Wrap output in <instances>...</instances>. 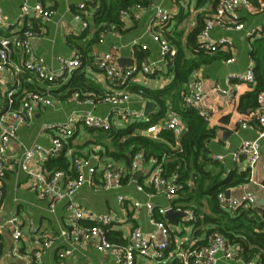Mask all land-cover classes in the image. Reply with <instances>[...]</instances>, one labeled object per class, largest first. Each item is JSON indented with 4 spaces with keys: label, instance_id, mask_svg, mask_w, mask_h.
Masks as SVG:
<instances>
[{
    "label": "built area",
    "instance_id": "1",
    "mask_svg": "<svg viewBox=\"0 0 264 264\" xmlns=\"http://www.w3.org/2000/svg\"><path fill=\"white\" fill-rule=\"evenodd\" d=\"M96 3L97 0L79 1L74 19L82 23V28H88V23L84 21L83 16ZM240 6L248 13L255 12L250 0H218L213 16L206 20L205 26L199 34L198 51L211 54L219 51H233V43L229 38L215 39L211 36V31L217 27L223 30H243L244 26L238 15ZM142 10L143 7L139 4L122 10L119 18L123 26L136 21ZM151 10L153 17L146 29V34L150 35L153 42L157 43L159 47L157 61L119 68L113 54L97 56L93 65L115 88L100 94H80L74 91L70 94H60L59 92L57 95L54 91L64 87L71 74L80 67V60L76 53L71 58L58 56L56 61L59 68L53 70L46 65L41 56L36 54L34 42L45 34V25L52 20L54 11L39 2L30 4L29 0H22L16 18L10 20L4 14L2 0H0V86L2 87L0 90V210L3 199V178L15 166L27 176V185L31 191L36 193L37 199L48 202L47 211L58 223L56 212L58 203L63 202L68 211L65 226L59 225L55 234L29 224L27 229L29 249L25 252H22L20 248L23 233L18 217L10 216L4 225L0 226V231L6 225L11 228L12 247L9 254L13 258L23 261L24 264H41L43 255L57 245L61 246L56 250L57 264H68L69 260L74 259L78 254L82 255L89 246L96 252L111 257L113 264H138V262L166 264L174 259L182 264H218L220 261L234 260L237 256L240 260L239 249L236 246L227 245L223 236L216 232L209 236L206 246L196 247V241L192 239L191 242L184 240L181 245L171 247L170 227L164 220L156 219L155 215H165L172 210V207L170 205L162 207L154 203L152 198L154 195L160 194L166 200H172L179 186L176 184L175 177H163L161 162L155 159L144 162L145 158L142 152L133 156L129 168L108 158L102 161L99 155H95L93 158L74 157L70 173L60 169L47 171L43 167L44 161L60 155L67 140L80 125L92 131L108 132L112 129H119L123 124H136L138 121L140 123L149 122V118L143 113L132 110L133 100L128 86L137 77L152 78L157 76L161 68L170 66L177 54L176 49L170 45L165 35L171 14L160 5L152 6ZM263 31L264 23L246 33V36L259 37ZM107 33L118 35L119 30L115 25H111L99 36V42H102L103 36ZM136 43L137 41L133 42V45ZM140 49L146 51L147 47L141 45ZM225 62L231 64L234 62V58H228ZM5 72H8L14 81L18 76L28 74L27 76L35 78L36 81L47 87L35 91H18L16 88L4 87L3 73ZM232 81H239L247 85L253 84L252 67H248L244 73L229 74L226 83L230 84ZM15 84L18 88L19 83L16 81ZM16 94H19L17 107L14 105ZM136 95L139 101H144L141 92ZM204 97L200 70H193L187 90L182 96V104L187 109L197 111L201 118L209 122L208 113L200 109ZM258 101L260 108L254 116L261 127L256 139L244 141L236 151L229 154L214 155L212 156L213 160L223 163L226 158L233 162L243 159L248 165V169L254 168L259 162L260 140L264 138V93L258 96ZM64 103L86 105L90 110H74L63 122L43 124L41 133L46 131L53 133L48 148H43L38 144L25 146L17 141L18 131L31 122L38 109L61 108ZM100 104L111 106V111L107 116H98L92 112L91 109ZM240 126L242 129L252 128L245 121H241ZM164 131L171 132L175 137H180L184 133L185 125L175 112L169 111L166 117L146 127L142 134L150 138H157ZM13 141H17L22 151L16 160H11L8 156L9 145ZM143 164L151 167L150 172L146 182L136 186V191L142 193L146 200L140 202L124 194H119L117 202L123 210L126 207L135 211L146 210L149 214V223L155 229L153 233L143 232L137 226H126V223L115 215L94 213L81 207L75 200L76 193L84 185L90 186L95 191H118L122 187L123 179L134 175ZM148 186L152 188L153 192L145 190V187ZM260 187L264 189V184H261ZM217 200L221 207L230 212L258 207V198L251 192H247L239 198L227 197L225 193H220ZM176 210L181 211L180 209ZM182 212L185 213L183 222L190 224L192 228L195 221L194 212L192 210ZM125 226L126 236L123 243L109 240L110 230L117 227H121L123 230ZM112 227L114 228L112 229ZM253 260L244 261L243 264H254Z\"/></svg>",
    "mask_w": 264,
    "mask_h": 264
},
{
    "label": "crops",
    "instance_id": "2",
    "mask_svg": "<svg viewBox=\"0 0 264 264\" xmlns=\"http://www.w3.org/2000/svg\"><path fill=\"white\" fill-rule=\"evenodd\" d=\"M79 1L80 0H29L30 4L39 2L46 8L54 11L52 20L45 25V34L34 42L36 54L41 56L46 65L53 70H58L59 68L56 61L58 56L65 58L74 57L75 53L78 52L76 44L80 45L87 42L93 36V33H95L92 23L93 10L88 9L83 16V19L88 23L89 34L84 38H79L84 31L82 23L74 19V16L78 11L77 5L79 4ZM213 1L214 0H150L149 5H142L143 10L136 21L123 26L124 28L119 30L118 35L110 33L105 34L102 38V42L98 41L93 46L91 54H93L95 58L97 56H102L103 54L111 53L115 57V62L119 68H128L134 64L141 65L147 62H155L159 59V47L157 43L153 42L151 36L146 34V29L153 17L151 7L160 5L171 14V20L167 25L165 35L170 39L172 35L182 32V42L184 43L187 35L196 27L197 18L200 14H204L205 19L213 16L217 5L216 3L215 7H213ZM250 2L255 8L254 13H248L242 6L238 9L240 22L244 26L243 30H223L217 27L211 31V36L215 39L221 37L229 38L233 43V51H219L213 54L206 53L209 54L210 57H215L216 59L212 63L203 65L198 69L200 70L205 94L200 109L208 113L210 117L208 125L217 129L216 138L211 146L212 156L229 154L236 151L244 141L256 139L261 127L256 118L251 119L257 111L248 115H243L237 111V104L240 97L251 91L253 84L247 85L239 81H232L230 84L226 83L229 74L233 72L244 73L250 66L253 69L254 61L250 55L252 43L255 39H264V37H262L264 31L259 37L252 38L246 36V33L256 29L264 23V0H255V2L250 0ZM21 4L22 0H2L4 14L8 19L14 20L16 18ZM135 41H137V43L133 45V42ZM141 45L146 46L147 50L141 51ZM223 55L228 57L221 58ZM231 57L234 58V62L227 64L225 62L226 59ZM118 60H122L121 65H119ZM85 71L88 79H90L95 85L93 93L100 94L107 90L109 91V89L115 88L114 85L109 83L97 69L93 70L88 68L87 70L85 69ZM173 74L174 73L167 68H161L155 77L135 78L128 86V91L133 100L131 103L132 110L144 114L145 103L152 101L144 99V101L141 102L137 99L136 94H138L141 89H147L150 91L164 90L172 83L174 79ZM27 75L28 74H22L14 81L8 72L3 73V78L5 79L4 87L16 88L18 91H33L27 89L26 84H30L29 87H34V91L43 90L47 87L45 84L38 82L35 78ZM16 81L19 83L18 88L15 84ZM189 81L190 77L187 83L183 85L181 99L184 92L187 90ZM1 89L2 87L0 86V90ZM135 89H139V92L137 93ZM59 92L60 94L66 93L60 89L56 90V92L54 91L56 94ZM155 109L156 105L151 112L147 115L144 114L149 118V121V116L155 111ZM74 110H90V108L86 105L64 103L61 105V108L49 107L38 109L31 122L18 131L17 141L25 146L38 144L43 148H48L51 144L53 133H51V131L41 133L42 125L63 122ZM91 110L95 115L107 116L111 111V106L109 104H100ZM169 111H172L170 107H168L166 115ZM176 115L181 120L177 113ZM252 120H254V122H252ZM241 121H245L247 124L251 125L252 128L242 129L240 126ZM137 123L140 122L138 121ZM131 125L134 124H123L117 130L125 129ZM224 132H228V135L225 138H223ZM175 138L177 139L179 137ZM17 141H13L9 145L8 156L11 160H16L20 157L22 152ZM98 141V135L95 132L80 125L77 127L76 132L71 138L67 140V144L64 146V150L60 155L54 159L44 161L43 167L47 171L60 169L66 173H70L71 162L74 157L93 158L95 155H99L102 161H104L107 158V151L105 146ZM224 163H228L229 165L236 164L242 170L248 169V165L243 159L238 162H233L229 158H226ZM117 164L123 166L122 163ZM48 167L51 169H48ZM12 168L13 169L6 173L2 182L3 199L2 208L0 210V226H3L10 216L18 217L23 233L20 248L22 252H25L29 249V237L27 232L29 224H33L40 230L55 234L59 229V225L63 227L65 226V222L68 218V211L63 202L58 203L56 207L59 220L58 223L47 211L48 202L38 200L36 193L29 189L27 185V176L17 167L14 166ZM150 168L151 167L147 164L141 165L140 170L134 175L130 177L127 176L123 179L122 187L118 191H95L90 186L84 185L76 193L75 200L81 207L94 213L101 215H115L119 220L126 223V226H137L143 232L153 233L155 229L149 223V214L146 210L141 209L135 211L131 210L129 207H126V209L123 210L117 202V196L119 194H124L140 202L146 200L142 193L136 191V186L146 182ZM249 170L251 172L252 181L246 185L231 189L229 191L230 196L239 198L245 193L251 192L258 198V200H264V189L260 187L261 184H264V138L260 140V160L254 168ZM138 172H141V175L137 178L136 174ZM145 190L153 192L152 188L149 186L145 187ZM104 193H111L109 195L113 198L116 205H110L111 201H108L106 197H100ZM152 201L162 207H168L170 205L172 207V210L170 211L176 213H182L183 211L182 204L179 203L178 199L175 197L168 201L164 196L156 194L152 198ZM176 209H180L181 211L178 212ZM155 218L158 220H164L169 225L172 248L176 245H181L184 240L191 242L192 239H194L192 236L193 227L191 228L190 224L183 222L182 217L175 215L173 220H171L165 214L162 216L155 215ZM126 226L123 227V230L121 227H112V229H114L110 230L109 234H113L116 237V241L113 242L123 243L125 241ZM0 232L4 237V251L0 257V264H24L23 261L13 258L9 254L12 247L11 228L6 225ZM157 236L160 238L159 235ZM59 247L61 246L57 245V247L46 252L42 257L41 264H57L56 250ZM239 258L240 260H238L237 256L234 260L220 261L218 264H243L244 260L241 256H239ZM174 261H176V259L171 260L166 264H171ZM253 261L254 264H264L258 262L256 259ZM139 263L150 264L147 262H138V264ZM68 264H113V260L109 256L96 252L89 246L82 255L78 254L74 259L69 260Z\"/></svg>",
    "mask_w": 264,
    "mask_h": 264
},
{
    "label": "trees",
    "instance_id": "3",
    "mask_svg": "<svg viewBox=\"0 0 264 264\" xmlns=\"http://www.w3.org/2000/svg\"><path fill=\"white\" fill-rule=\"evenodd\" d=\"M217 2L218 0H214L212 6L215 7ZM149 3L150 0H97V3L91 6L95 33L87 42L76 44L80 67L71 74L61 90L67 94L74 91L80 94H95V85L88 79L85 71L88 68L96 69L93 65L95 58L91 54L93 46L99 41L102 32L111 25H115L118 30L123 28L119 18L122 10L137 4L147 6ZM206 19L204 14L198 16L196 27L187 35L184 43L182 32L168 39L177 51L174 61L167 68L174 73L172 83L160 91L140 90L143 99L151 100L156 105L155 111L149 116L150 121L137 123L122 130L93 132L98 135V142L105 146L107 158L113 162L122 163L125 168H129L133 156L142 152L144 162L155 159L162 163L163 177L176 178L179 188L174 197L182 204L183 211L192 210L195 215L192 236L196 247L206 246L209 236L216 232L223 236L227 245L239 249L238 253L244 261L256 259L264 263V206L262 212L257 208L230 212L221 207L217 200L218 194L250 183V170H242L236 164L229 165L213 160L211 146L217 129L210 127L198 112L182 105L183 85L187 83L192 71L216 59L197 49L198 37ZM88 31V28L84 29L79 38H84L89 34ZM263 40L258 38L252 43L250 55L254 61V82L252 90L243 94L237 104V111L243 115L252 114L260 108L258 96L264 93ZM224 57L228 56L223 55L221 58ZM26 85L27 89L34 91V87ZM136 91L138 93L139 89ZM18 104L19 94H16L15 107ZM168 107L180 116L185 125L184 133L177 139L169 131L162 132L157 138L144 136L142 131L164 118ZM253 118L256 116L251 119ZM108 238L112 242L116 241L113 234H108ZM3 251L4 237L0 232V257ZM171 264L182 263L176 260Z\"/></svg>",
    "mask_w": 264,
    "mask_h": 264
},
{
    "label": "water",
    "instance_id": "4",
    "mask_svg": "<svg viewBox=\"0 0 264 264\" xmlns=\"http://www.w3.org/2000/svg\"><path fill=\"white\" fill-rule=\"evenodd\" d=\"M121 61L122 60H118L119 65H121ZM154 107H155L154 103L146 102L145 103V107H144V114L147 115L149 112H151L154 109ZM227 135H228V132H224L223 133V138H225ZM140 175H141V172H138L136 174V177L138 178ZM226 196L227 197L230 196V192L229 191L226 192ZM257 206L258 207H256V208L259 209L262 212V207L264 206V200H262V199L258 200ZM175 215H178L179 217H182V218L185 217V213H183V212L182 213H176V212H173V211H168L166 213V216L169 219H171V220H173Z\"/></svg>",
    "mask_w": 264,
    "mask_h": 264
},
{
    "label": "rangeland",
    "instance_id": "5",
    "mask_svg": "<svg viewBox=\"0 0 264 264\" xmlns=\"http://www.w3.org/2000/svg\"><path fill=\"white\" fill-rule=\"evenodd\" d=\"M109 194H111V193H104V194H102V196H100V197H106V199H107L108 201H111V204H110V205H116L115 202H114V200H113V198H112ZM115 207H116V206H115ZM115 207H114V208H115ZM205 211L207 212L206 209H205Z\"/></svg>",
    "mask_w": 264,
    "mask_h": 264
}]
</instances>
